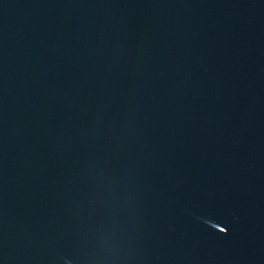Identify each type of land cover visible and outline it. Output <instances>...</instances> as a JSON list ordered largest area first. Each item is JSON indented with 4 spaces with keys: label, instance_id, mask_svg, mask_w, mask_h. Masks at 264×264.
<instances>
[{
    "label": "water",
    "instance_id": "water-1",
    "mask_svg": "<svg viewBox=\"0 0 264 264\" xmlns=\"http://www.w3.org/2000/svg\"><path fill=\"white\" fill-rule=\"evenodd\" d=\"M0 264H264V0H0Z\"/></svg>",
    "mask_w": 264,
    "mask_h": 264
}]
</instances>
